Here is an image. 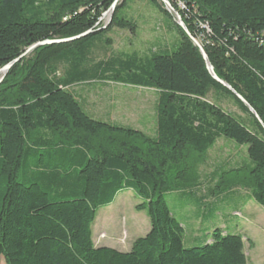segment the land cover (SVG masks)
I'll list each match as a JSON object with an SVG mask.
<instances>
[{
  "label": "trees",
  "instance_id": "trees-1",
  "mask_svg": "<svg viewBox=\"0 0 264 264\" xmlns=\"http://www.w3.org/2000/svg\"><path fill=\"white\" fill-rule=\"evenodd\" d=\"M114 1L0 0V68L21 58L0 83V264H247L242 234L217 228L187 247L166 196L187 194L206 207L244 188L264 208V0H169L215 74L261 122L215 80L175 22L172 48L97 59L96 48L112 47L115 28H137L122 14L127 0L104 28ZM107 82L158 91L154 137L95 117L69 89ZM211 93L243 115L208 100ZM220 137L249 145L250 162L205 190L198 166ZM125 190L142 199L136 209L148 213L151 228L129 251L97 246V214Z\"/></svg>",
  "mask_w": 264,
  "mask_h": 264
},
{
  "label": "rangeland",
  "instance_id": "rangeland-1",
  "mask_svg": "<svg viewBox=\"0 0 264 264\" xmlns=\"http://www.w3.org/2000/svg\"><path fill=\"white\" fill-rule=\"evenodd\" d=\"M107 12L103 13L102 23L109 20ZM122 14L136 23V30L115 28L109 33L114 42L112 47L107 50L96 48L94 55L97 59L112 53L145 56L151 51L172 48L178 43L180 37L175 27V17L174 20L168 18L150 0H127ZM69 89L81 98L86 109L95 117L141 130L151 137L156 135V89L112 82L83 83ZM208 100L236 115H243L230 99H216L211 93ZM248 149L247 144L240 145L233 139L220 137L209 150L206 161L198 166L203 188L207 190L209 186L213 187L222 172L249 164ZM248 194L244 188H238L226 195V201L211 197L208 200H212L213 205L206 207H201L193 196L183 193H169L166 199L174 215L186 228L187 247L199 245L206 238L211 239L213 231L219 228L225 233L245 237L247 264H264V208ZM141 202L142 199L132 190H125L113 204L100 209L94 224L95 240L112 244L115 239L121 245H130L134 236H145L151 228V219L146 211L136 209ZM198 228L201 231L200 240L188 241L189 235L195 236Z\"/></svg>",
  "mask_w": 264,
  "mask_h": 264
},
{
  "label": "water",
  "instance_id": "water-1",
  "mask_svg": "<svg viewBox=\"0 0 264 264\" xmlns=\"http://www.w3.org/2000/svg\"><path fill=\"white\" fill-rule=\"evenodd\" d=\"M119 0H116L111 8L108 10V16H109V20L107 23H105L104 25V28L107 27V25L109 24L111 18H112V15L114 14V12L116 11V8H117V3H118ZM161 1L164 6H165V9L172 13L175 17V21L176 23L188 34V36L193 40V42L195 43V45L199 48L203 58L205 59L206 61V64H207V68L208 70L210 71V73L212 74V76L215 78V80H217L219 83L223 84L224 86H226L227 88L231 89L233 91V93L235 95H237V97L249 108V110L259 119V121L261 122V119L259 118V116L257 115V112L254 110L253 107H251L249 105V103L239 94H237L233 89L232 87L227 84L226 82H224L223 80H221L216 74H215V71H214V68L213 66L211 65V63L209 62V59H208V56H207V53L204 49V47L200 44V42L195 39L190 31L188 30L185 22L183 21L181 15L179 14V12L172 6L171 2L169 0H159ZM63 41H67V40H63ZM50 43H53V41H43V42H38V43H35L33 44L32 46H30L26 52L24 53V55H27V53H30L32 51H34L37 47L41 46V45H45V44H50ZM23 55V56H24ZM22 56V57H23ZM21 58H18L12 62H10L9 64L3 66L2 68H0V74H2L1 78H0V83L3 81L4 77L8 74V72L15 66V64L20 60Z\"/></svg>",
  "mask_w": 264,
  "mask_h": 264
},
{
  "label": "crops",
  "instance_id": "crops-1",
  "mask_svg": "<svg viewBox=\"0 0 264 264\" xmlns=\"http://www.w3.org/2000/svg\"><path fill=\"white\" fill-rule=\"evenodd\" d=\"M199 219V218H198ZM196 231V235L194 236V234L191 236V241H193V242H197L198 240H200V236H201V233H200V229L198 228L197 230H195ZM138 237H136V236H134L133 237V241H132V243L130 244V245H121V244H119L118 242H115V239H114V243H112V244H107V243H105V242H103V241H98L97 242V240H95L94 239V241H95V243H96V245L97 246H108V247H112V248H115V249H117V250H119V251H129V250H131L130 248H132V245H133V243H134V241L137 239ZM106 244V245H105Z\"/></svg>",
  "mask_w": 264,
  "mask_h": 264
}]
</instances>
